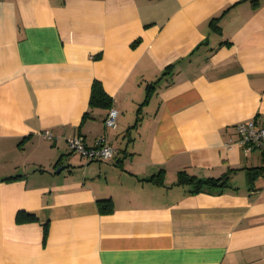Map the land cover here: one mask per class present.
Masks as SVG:
<instances>
[{
	"label": "crops",
	"instance_id": "obj_1",
	"mask_svg": "<svg viewBox=\"0 0 264 264\" xmlns=\"http://www.w3.org/2000/svg\"><path fill=\"white\" fill-rule=\"evenodd\" d=\"M250 121L264 0H0V264H264V151L236 143ZM74 135L113 159L69 151Z\"/></svg>",
	"mask_w": 264,
	"mask_h": 264
},
{
	"label": "built area",
	"instance_id": "obj_2",
	"mask_svg": "<svg viewBox=\"0 0 264 264\" xmlns=\"http://www.w3.org/2000/svg\"><path fill=\"white\" fill-rule=\"evenodd\" d=\"M117 116V109L111 106L104 118L105 128H115ZM236 131V143L246 155L256 149L264 151V125H257L253 121L240 123L236 126ZM42 135L47 139L52 138L47 130ZM66 143L69 151L79 154L86 161H110L116 152L105 137L99 138L93 147H87L84 139L78 135L67 138Z\"/></svg>",
	"mask_w": 264,
	"mask_h": 264
},
{
	"label": "trees",
	"instance_id": "obj_3",
	"mask_svg": "<svg viewBox=\"0 0 264 264\" xmlns=\"http://www.w3.org/2000/svg\"><path fill=\"white\" fill-rule=\"evenodd\" d=\"M146 102V101H145ZM90 105L91 106H100V107H111V101L103 91L101 85L94 81L91 86L90 94ZM187 180L191 183V192L199 193L209 190L210 188L217 187L220 179H208L205 181L197 180L194 177H188ZM109 200L98 201V205L101 206V209L108 207ZM103 211V210H102ZM104 212V211H103Z\"/></svg>",
	"mask_w": 264,
	"mask_h": 264
}]
</instances>
